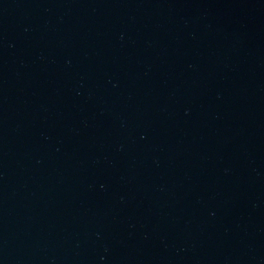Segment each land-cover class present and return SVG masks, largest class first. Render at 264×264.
I'll return each mask as SVG.
<instances>
[{"label": "water", "instance_id": "1", "mask_svg": "<svg viewBox=\"0 0 264 264\" xmlns=\"http://www.w3.org/2000/svg\"><path fill=\"white\" fill-rule=\"evenodd\" d=\"M0 264H264V0H0Z\"/></svg>", "mask_w": 264, "mask_h": 264}]
</instances>
